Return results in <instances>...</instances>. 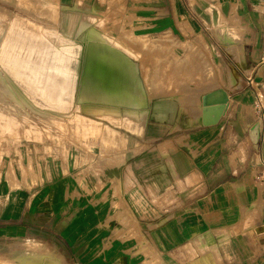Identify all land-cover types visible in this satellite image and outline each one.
Segmentation results:
<instances>
[{
	"label": "rangeland",
	"instance_id": "rangeland-1",
	"mask_svg": "<svg viewBox=\"0 0 264 264\" xmlns=\"http://www.w3.org/2000/svg\"><path fill=\"white\" fill-rule=\"evenodd\" d=\"M42 3L46 5L40 10ZM243 3L247 9L264 10V0H0V23H7L12 32L46 37L62 49L64 43L57 44L53 37L65 38L64 45L81 47L67 79L63 77V87H59V74L49 72L47 84L42 77L34 82L16 70L18 61L0 54V101L6 104L0 108L7 112V118L0 120L1 262L15 263L17 249L42 253L47 264L111 261L108 256L102 258L96 247L87 250L92 204H110L112 215L123 224L135 220L127 209L125 190L139 188L145 198L151 190L147 178L139 183L140 166L134 161L144 157L150 167L161 151L183 149L189 140H197L195 133L187 137L193 131L179 129L162 139H146V128L149 135L156 122L151 101L184 99L194 115L199 112L200 95L212 85L230 88L236 83L234 72L238 80L242 78V46L251 41L245 19L246 27L235 19ZM95 40L122 49L128 64L136 69L129 75L140 80V89L135 87L137 80L131 82L141 95L135 97L140 99L137 105L112 108L108 103L112 97L97 96L99 92L91 87L94 82L83 80L86 47ZM205 62L214 70L216 82L213 77L206 80L207 73L201 75ZM235 100L237 121L243 113V119L257 117L264 123L263 94L243 111L241 107L249 104L246 96ZM227 120L214 128L212 138L220 130L223 134L226 125L235 127ZM134 122L138 127L130 126ZM216 138L217 150L226 139L223 135ZM233 148L212 153L219 173L229 169ZM148 169L155 173V168ZM72 240L71 246L67 244ZM143 261L164 264L161 257L145 256Z\"/></svg>",
	"mask_w": 264,
	"mask_h": 264
},
{
	"label": "crops",
	"instance_id": "crops-1",
	"mask_svg": "<svg viewBox=\"0 0 264 264\" xmlns=\"http://www.w3.org/2000/svg\"><path fill=\"white\" fill-rule=\"evenodd\" d=\"M238 11L235 19H240L243 26L245 19L251 29V41L242 46L246 73L238 80L234 72L236 83L230 88L212 85L200 95L201 101L202 95L217 89L229 94L219 123L228 119L235 127L226 125L223 134L220 130L216 136L226 139L217 150L234 147L229 169L219 173V163L212 154L217 151V138H212L211 133L219 123L199 124L201 103L199 112L191 115L184 99L166 98L177 106L174 121L153 128L149 135L146 128L145 138L162 139L179 129L193 131L187 137L195 133L197 140H189L183 149H167L165 154L161 151L150 167L144 164V157L134 161L135 166L138 162L140 166L136 176L139 183L147 178L151 190L148 198L139 188L125 190L127 209L135 220L123 224L112 215L110 204H92L87 250L96 247V251H102V258H111L95 264H143L145 256L161 257L164 264H264V123L257 117L243 119V113L237 121L235 100L246 96L249 104L241 107L243 111L256 97L264 95V10L247 9L243 3ZM234 89L240 90L239 95ZM137 124L130 126L138 127ZM254 127L256 139L251 136ZM148 168H155V173H148ZM72 242L67 244L71 246Z\"/></svg>",
	"mask_w": 264,
	"mask_h": 264
},
{
	"label": "bare ground",
	"instance_id": "bare-ground-1",
	"mask_svg": "<svg viewBox=\"0 0 264 264\" xmlns=\"http://www.w3.org/2000/svg\"><path fill=\"white\" fill-rule=\"evenodd\" d=\"M41 5H40V10L43 9L46 3H42ZM57 10L58 8H55L54 18L58 17ZM11 29L12 28L10 26H7V23L5 24L0 23V41L4 32L6 31L7 33L6 39L4 40L0 51V54L3 55L4 59L18 61L17 64L19 65V67H17L16 70L21 71L23 73L24 72L27 73V75H29L28 78L30 80H33L34 82H39L40 78L42 77V82L45 81V83L47 84L48 81L50 80V77L48 76L49 72L57 73L59 74L57 75V79H59L61 84L59 87H63L64 86L63 77L67 79L70 70L74 66L73 60H75L74 59L75 53H77V55L81 53V47H78L79 45L78 46L76 45L75 47L73 46L70 47L68 43L64 45L66 41L64 40L65 38L58 39L57 37H53V38L50 37L54 39L57 44L58 43L60 44V42L64 43L63 44L64 48L62 49L61 47L59 46L57 47L54 44H52L46 37L43 39L37 37H31V36L21 37L17 32H12L13 30ZM96 41L98 40H95V43H90V45L86 47L85 68H84L85 74L83 80L86 81L87 83L89 81L94 82V84L91 87H93L94 90L99 92L97 96L100 97L104 93L106 94L107 97H112L111 100H109L108 98L109 100L108 103H110L109 106H111L112 108L118 109L123 105V103L130 105V107L131 105H137V102L140 99L137 100L135 97H137L140 92L137 91L138 93H136L137 88L135 87H139L140 89L141 87V84L139 82L140 80L137 77L134 79L138 81V86L134 85L135 86L134 87L131 84V82L133 84L135 83L133 77L129 75V73L131 72L132 73L136 72V69L134 67L133 68L131 67L133 66L132 64H128L127 61L128 59L123 53L122 49L111 48L102 41L99 42ZM208 64L206 65L205 62L204 65H202V67L204 66L203 70H205L206 72L203 70L200 72H202L201 75H205L203 74V72L207 73V75L204 76L205 79L211 80L215 73L214 70H212L211 66ZM197 68L199 67L197 66ZM135 75L136 74H134V76ZM213 78L215 80L216 77ZM1 86L2 83L0 82V87ZM42 90H44V88ZM139 96L141 95L139 94ZM143 96L144 95H142V97ZM119 97L124 98V100L123 99L120 100ZM101 100L104 101L103 99ZM0 105H6V104L0 101ZM6 118H7V112L0 108V120H5ZM256 135H257V127H254L253 130L251 131V136L253 139H256ZM43 247H45V245ZM39 248L41 249L40 246ZM50 256H56V255H54V253H50ZM43 257L44 254L42 253H29L25 250L17 249L15 250L13 256L15 263H10V262L5 263L0 261V264H47L46 261L44 260L45 258L43 259Z\"/></svg>",
	"mask_w": 264,
	"mask_h": 264
},
{
	"label": "water",
	"instance_id": "water-1",
	"mask_svg": "<svg viewBox=\"0 0 264 264\" xmlns=\"http://www.w3.org/2000/svg\"><path fill=\"white\" fill-rule=\"evenodd\" d=\"M228 102L229 94L224 89H217L202 95L201 115L197 119L199 124L210 126L219 123L225 114ZM150 109L156 121L150 128L162 127L166 121L170 125L177 115V106L172 99L153 100Z\"/></svg>",
	"mask_w": 264,
	"mask_h": 264
}]
</instances>
